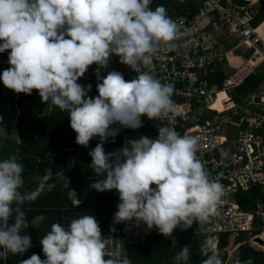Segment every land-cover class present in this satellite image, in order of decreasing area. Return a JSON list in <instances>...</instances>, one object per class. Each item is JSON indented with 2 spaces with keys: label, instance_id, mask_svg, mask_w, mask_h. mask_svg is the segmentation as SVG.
Masks as SVG:
<instances>
[{
  "label": "clouds",
  "instance_id": "clouds-1",
  "mask_svg": "<svg viewBox=\"0 0 264 264\" xmlns=\"http://www.w3.org/2000/svg\"><path fill=\"white\" fill-rule=\"evenodd\" d=\"M149 4L150 0H0V53L9 50V67L0 72V81L15 93L30 95L35 89L43 102L66 111L78 145L87 148L98 137L100 142L88 153L96 177L90 187L119 193L114 224L135 219L167 238L178 227L187 230L194 222H207L224 188L210 179L197 154L196 139L181 136L174 128L159 127L155 138L140 135L126 139L118 150L105 151L104 144L110 137L114 142L122 128H141L142 117L152 121L167 113L179 115L172 99L174 84L142 71L161 45L174 41L179 32L163 5L153 9ZM113 54L137 73L135 78L125 80L117 70L100 75ZM93 64L100 81L95 97L89 96L91 84L78 83ZM23 172L16 154L0 160V256L5 258L32 246L25 230L46 217L39 214L29 220L24 205L55 187L49 183L53 172L47 169L35 177L36 187L26 190ZM55 176L62 179L65 173ZM63 187L77 208L82 201L69 180ZM254 234L253 238L247 232L228 234L229 243L231 236L234 240L225 249H231L239 235L241 242H248L264 230ZM111 239L102 236L95 215L74 218L67 227L53 223L40 239L45 259L33 253L20 264H133L124 247L110 250ZM219 251L220 245L210 240L201 248L207 257L201 264H223ZM191 256L185 245L173 264H189ZM237 264L253 261L247 258Z\"/></svg>",
  "mask_w": 264,
  "mask_h": 264
},
{
  "label": "built area",
  "instance_id": "built-area-1",
  "mask_svg": "<svg viewBox=\"0 0 264 264\" xmlns=\"http://www.w3.org/2000/svg\"><path fill=\"white\" fill-rule=\"evenodd\" d=\"M242 1L244 4L240 5L234 0H200L193 14L173 18L179 26L177 38L162 44L151 63L142 66V71L149 72L162 83L177 86L174 102L179 115L167 113L157 120L167 122L168 128H174L181 136L195 138L199 149L197 154L210 179L223 185V196L203 231L205 246L211 240L218 247L220 234L247 232L253 238L256 236L254 230H264V199L259 200L252 210H244L236 204L234 196L238 188L247 190L257 185L264 188V131H239L234 140H229L221 132L223 122L262 127L264 88L257 89L249 97L238 121L232 118L240 113L227 97L223 103H227L226 109L231 111L229 115L216 112L214 119L202 118L204 109L213 110L208 102L213 96L238 86L264 63V37L258 30L264 20H258V8L251 9L254 2ZM219 37H233L241 52H249L224 78L221 89L215 84L209 85L198 73L221 59L216 48ZM226 58L229 60L227 55ZM133 73L137 75L135 71ZM102 236L112 238L110 250L124 247L127 254L129 242L125 234L102 233Z\"/></svg>",
  "mask_w": 264,
  "mask_h": 264
},
{
  "label": "trees",
  "instance_id": "trees-1",
  "mask_svg": "<svg viewBox=\"0 0 264 264\" xmlns=\"http://www.w3.org/2000/svg\"><path fill=\"white\" fill-rule=\"evenodd\" d=\"M170 3L173 2L169 0H152L149 7L155 9V7L163 5L167 9ZM182 5L184 6L185 4L182 3ZM8 51L6 50L5 52L8 53ZM2 54L0 53V55ZM96 68L97 65L93 64L84 76L78 80V83L85 86L91 84L92 88L89 94L95 96L98 95L96 85L100 82L95 75ZM111 70L123 73L125 80L135 78L132 72L110 64L107 69H101L100 75L106 76L107 72ZM260 77V73L248 74L246 76L247 79L245 78V82L242 83L238 90L242 91L243 89L248 93L258 85ZM12 96V94L1 96L3 105L0 109V117H2L0 119V160L12 154L18 156L19 161L24 165L23 176L26 190L34 189L36 187L35 177L44 175L47 169H51L53 172V178L49 183L55 184L51 191H45L35 202L24 205V210L29 220L39 214H43L46 217L38 226L29 225L25 230L32 239V246L28 251L32 250L42 260L45 259L40 239L51 230V225L53 223H61L67 227L72 219L83 216L87 204L92 203L98 204L95 212L97 213L96 218L100 223L101 230L108 232L105 230L115 227V234H123L124 222L118 224L113 222L114 213L118 211L117 204L120 202L117 190L97 192L90 187L96 177L89 167L91 157L88 153L100 142L99 138L96 137L90 140L87 148L78 145L75 139L76 133L70 127V120L66 111H61L52 102L49 105L48 103H41L46 106L45 111L43 110L45 106L42 107V105H39L40 109L35 110L30 102L32 94L16 93L9 103V97ZM247 101H244L242 105L245 106ZM6 102L12 106L11 110L7 109V112L5 110ZM6 114L9 116L5 117ZM141 119L143 123L141 128L136 130L122 128L119 135L126 130V139L138 138L140 135L155 138L158 135L157 128L168 127L165 121H151L147 117H142ZM110 139L112 138L110 137L109 141ZM109 144L111 142L104 144L106 152H110L107 148ZM68 152L73 153L68 154ZM58 171L65 173L62 179L55 176ZM68 180L69 186L78 193L82 201L77 208L72 206L67 198L69 189L63 187ZM81 185L86 187L80 188ZM255 190L256 187L246 191L238 188L236 192L237 201L242 208L246 209L249 207L246 203L249 201L250 196L254 192L256 193ZM107 196L114 203L108 202ZM126 236L129 242L127 245L128 257L133 261V264H173V257L185 245L192 252L189 264H201L206 259L201 254L200 238L193 232H188L183 237L177 238L176 241H171L170 237L166 238L160 233L134 235L131 241L128 234ZM242 238L243 235L236 237L234 246L226 250L225 247L229 243L228 235L220 234L219 253L223 264H237V261L247 258H251L253 264H264V251L252 247L248 242H241ZM28 251L15 255L9 253L7 258L0 256V264H20L21 260L28 259L33 254Z\"/></svg>",
  "mask_w": 264,
  "mask_h": 264
},
{
  "label": "crops",
  "instance_id": "crops-1",
  "mask_svg": "<svg viewBox=\"0 0 264 264\" xmlns=\"http://www.w3.org/2000/svg\"><path fill=\"white\" fill-rule=\"evenodd\" d=\"M234 2L237 3V4H240V5L244 4V2L242 0H234ZM238 2H240V3H238ZM182 3H184L186 6L185 5L181 6ZM199 3H200V0H192L190 2H189V0H184V2H181V1L177 2L176 1L175 5H174V2L170 3L167 6L168 7L167 8L168 9L167 14L168 15L171 14V16H169V17H171L172 19L177 17V16H179V15H183V14H186V15L193 14L197 10V8L199 6ZM181 9H183V11H181ZM260 18L261 17L259 16L258 20H261ZM259 31L261 32V34L263 36L264 28H262L260 26ZM236 46H237V42L235 41V38L232 37L231 39H229V38L222 39L221 37H219L218 42L216 44V48L218 50V53L221 56V59L220 60H216L215 63L213 65L207 67L205 69V71H200L199 70L198 73H199L200 77L205 79L206 82L209 85H214L215 84L219 88L221 86V84H222L223 79L228 74L231 73L234 65L239 62L241 57H245V56L249 55V52H247V53L246 52H241V49L239 47H236ZM226 55L228 56L229 60H227ZM130 72L133 73V70L131 69ZM255 73H258V74L260 73L261 74L259 83L254 89H252L248 93H245L244 101L248 100L249 97L257 89L259 90L260 88H264V69H262V72H258V70L256 68V69L253 70V72L251 74H255ZM133 76L135 77L134 73H133ZM246 79H244L238 86H236L235 88H232V89L238 90V88L242 85L243 82H245ZM174 87H175V89L177 88V86L175 84H174ZM220 92H223L225 94V96L221 99L222 109L219 110V109L215 108L212 105L213 102L217 99V96L215 95L216 98H215V96H213V98L210 101H208V102H211V109H213V110H205L204 109V113H203L202 118L214 119L216 112H221L224 115H229V113L231 111H228L226 109V107H228L227 103L226 104L223 103V99L225 97H227V94L225 93V91H220ZM89 96L95 97V95H91V94H89ZM214 98H215V100H214ZM172 99L174 101H176L175 91H174V95H173ZM230 99H231V97H230ZM179 100H181V99L179 98ZM231 102L235 105V107L238 109V112L240 113V114H238L236 116H233L232 120L233 121H238L239 116L243 115V107L244 106L235 104L232 101V99H231ZM252 109L255 110V111H259L257 108H254V107H252ZM222 127H223V130L221 131L222 134L224 136H226L229 140H234V139H236L237 134H238L239 131H244V130H247V129L252 130V131H260V130L264 131V122L262 123V127L261 128H253L252 126L248 125V123H242V124H240V126H236V125L231 124L230 122H223L222 123ZM135 138H137V137H135ZM125 141H126V130L122 131L120 133V135L116 136L115 139H114V142L112 141V139H110L109 142H111V144H109V146H107V148H108V150L110 152L118 150L120 147H122V145L124 144ZM70 153H73V152H68V154H70ZM69 171H71V170H69ZM81 187L85 188L86 186L85 185H81L80 188ZM254 187H256V190H255L256 193L254 192L250 196L249 201L246 203V205L249 206V207H247L246 209L242 208L240 206L239 202L237 201V193L236 192L238 191V189L236 190V192L234 194L235 201H236V204L240 208H242L244 210H252L253 208H255V206H256V204H257V202L259 200H263L264 199V188L262 186H260V185H257V186H254ZM107 197H108V199H107L108 202L110 201L111 203H114L113 200H111L109 196H107ZM97 206H98V204H94V203L87 204V208L85 209V212L83 213V215H95L96 216L97 213L95 211L97 209ZM206 224H207L206 222H204V223H200V222L196 223V222H194L193 225L190 228H188L187 230H181L178 227L177 229L174 230L172 236H170V240L171 241H176L177 238L183 237L188 232H193V233H195V234H197L199 236L200 244H201V248H202V247L205 246V240H204L205 234H204L203 231H204V228H205ZM105 231H108V232H104V230H103L102 233H114L115 234V232H111L110 229L109 230H105ZM123 231H124L123 234H125V235L129 234V233L130 234H134V235L159 233V231L155 227H153L152 229H148L147 225L144 222H142V221L141 222H136L135 219H133L132 221L124 222ZM28 252L29 253H33L32 250H30ZM127 255H128V251H127ZM209 255H210V253H209Z\"/></svg>",
  "mask_w": 264,
  "mask_h": 264
},
{
  "label": "rangeland",
  "instance_id": "rangeland-1",
  "mask_svg": "<svg viewBox=\"0 0 264 264\" xmlns=\"http://www.w3.org/2000/svg\"><path fill=\"white\" fill-rule=\"evenodd\" d=\"M172 1L174 2V5H175L177 0H170V2H172ZM251 1L255 3L256 0H251ZM238 3H240V2H238ZM167 12H168V9H167ZM169 16H171V14H169ZM109 64L112 65V66H115L117 68L120 67V68H123L124 70L131 71V69L127 65L120 63V58L116 54H113L111 56ZM263 64L264 63H261L257 67L258 72H262ZM8 67H9V64H8V53L5 52L2 55H0V72H2L4 69H7ZM223 82H224V79H223L222 83ZM221 86H222V84H221ZM221 86L218 89H221ZM7 93L8 94H12L13 96H14V94H16L14 91L6 88L3 85L2 81H0V109L2 108V105H3L1 96H5V95L8 96ZM225 93L227 94V98L230 99V97H231L232 101L235 104L242 105L244 103V97H245V93H246L245 90L242 89V91H240V90H236V89H232V90L228 89V90H225ZM31 94H32V98L30 99V102L32 103V108L35 109V110L40 109L39 105H42L41 103H44V104L48 103V105H49L50 102H51V101L43 102L41 100V97L39 96L38 91L35 90V89L32 91ZM13 96L9 97V100H8L9 103L12 101ZM9 103L6 102V104H5L6 112H7V109L11 110V108H12V106L9 105ZM43 106H45V105H42V107ZM45 108H46V106L43 109L44 111L46 110ZM43 110H41V111H43ZM8 116H9L8 114L5 115V117H8ZM248 189H250V188H248ZM244 191H246V190H244ZM128 237H129V240L131 241L134 238V234H130L129 233ZM259 238L264 241V234H261V236ZM248 242H249L250 245H252L253 247L257 248L258 250L264 251V244H261V243L259 244L258 242L256 243L254 241V239H251Z\"/></svg>",
  "mask_w": 264,
  "mask_h": 264
},
{
  "label": "water",
  "instance_id": "water-1",
  "mask_svg": "<svg viewBox=\"0 0 264 264\" xmlns=\"http://www.w3.org/2000/svg\"><path fill=\"white\" fill-rule=\"evenodd\" d=\"M255 6H252L251 9L253 8H258V16H260L262 19H264V0H256L254 3ZM234 240V237H230V243L227 246V248H229L232 245V242ZM256 242H258L259 244H264V241L260 238H255Z\"/></svg>",
  "mask_w": 264,
  "mask_h": 264
},
{
  "label": "bare ground",
  "instance_id": "bare-ground-1",
  "mask_svg": "<svg viewBox=\"0 0 264 264\" xmlns=\"http://www.w3.org/2000/svg\"><path fill=\"white\" fill-rule=\"evenodd\" d=\"M263 23V22H262ZM260 24V26L262 27V28H264V23L263 24ZM260 26H259V28H260ZM259 30V29H258ZM260 32V31H259ZM260 34H261V32H260ZM262 35V34H261ZM263 36H264V34H263ZM262 36V37H263ZM225 96V94L223 93V92H220V93H218V95H217V99L213 102V106L215 107V108H217V109H219V110H221L222 109V104H221V99L223 98Z\"/></svg>",
  "mask_w": 264,
  "mask_h": 264
}]
</instances>
